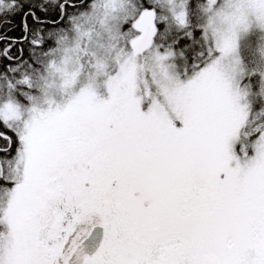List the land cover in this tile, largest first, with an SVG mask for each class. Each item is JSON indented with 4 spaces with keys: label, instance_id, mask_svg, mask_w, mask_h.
<instances>
[{
    "label": "snow or ice",
    "instance_id": "6c2138e0",
    "mask_svg": "<svg viewBox=\"0 0 264 264\" xmlns=\"http://www.w3.org/2000/svg\"><path fill=\"white\" fill-rule=\"evenodd\" d=\"M0 264H264V0H0Z\"/></svg>",
    "mask_w": 264,
    "mask_h": 264
}]
</instances>
